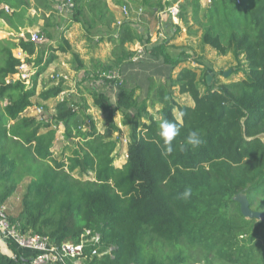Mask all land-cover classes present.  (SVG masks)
<instances>
[{
    "label": "trees",
    "instance_id": "obj_1",
    "mask_svg": "<svg viewBox=\"0 0 264 264\" xmlns=\"http://www.w3.org/2000/svg\"><path fill=\"white\" fill-rule=\"evenodd\" d=\"M107 1L73 0L66 29L72 22H82L87 29L116 25ZM138 1L153 11L166 2ZM185 1L187 13L179 11V18L187 30L200 32L201 43L217 54L231 53L240 66L233 73L245 64V76L214 85L200 76L199 67L183 66L169 85L149 78L148 91L159 105L155 112L148 111L147 98L138 102L133 89H121L114 107L105 93L94 91L93 105L107 117L103 132L85 106L67 98L54 105L48 121L20 116L33 105V97L47 101L64 91L61 79L37 92L39 75L58 53L70 54L82 68L65 29L40 58L38 43L29 39V32L14 42L0 40V202L28 178L21 210L16 217L9 216L21 231L43 235L54 243L78 241L85 229L98 233L100 241L84 248L85 264H264V143L256 137L264 134V0H212L208 5ZM56 3L0 0V19L17 33L44 19L41 31L50 39ZM143 35L128 20L117 25L116 34L108 37L112 45L108 67H118L130 58L134 52L128 46ZM164 46L162 42L150 53H162L172 68L186 60L181 53L171 61ZM14 48L25 52V61L33 64L29 85L23 79L7 80L21 63ZM173 85L193 105L179 102ZM123 108L133 109L136 119L125 161L117 166L119 138L113 133L121 130L114 114ZM128 116L126 111L122 125L130 124ZM162 116L180 126L174 145L182 143L190 131L200 134L202 145L186 146L184 151L175 147L170 156L163 155L157 136ZM60 126L65 140L77 141L67 156L57 157L51 148ZM75 172L91 178L76 177ZM187 187L192 188L190 199H178ZM237 193L246 195L261 219L242 215L233 199ZM0 264L30 263L25 257L0 253Z\"/></svg>",
    "mask_w": 264,
    "mask_h": 264
},
{
    "label": "rangeland",
    "instance_id": "obj_2",
    "mask_svg": "<svg viewBox=\"0 0 264 264\" xmlns=\"http://www.w3.org/2000/svg\"><path fill=\"white\" fill-rule=\"evenodd\" d=\"M55 1L56 0H50L53 6L55 5ZM112 2L117 6V19H120L121 21L125 19L132 22L136 27H142L143 29L140 31V34H144L147 31L154 29L158 24L162 26L164 20L161 18V16H157L156 13L159 11H164L169 5L174 2H178L180 11L183 15L187 13L185 0H166L161 9L154 11L153 9L141 5L138 0H112ZM123 5H126L129 9L127 18H124L121 13V7ZM140 9H142L141 14L139 13ZM30 13L34 14L35 11L31 10ZM69 15V11L67 10L54 13L53 18L50 20L54 25L49 28L52 37L50 39L47 38V41L38 44V52L36 54L38 58L41 57L48 44L59 39L60 30L62 28L66 29V25L69 23ZM43 23L44 19L39 18L35 25L26 27V30L21 32V35L15 31L5 28L2 24H0V40L14 42L17 41V37L19 35L24 36V32L28 31L29 33L40 32L43 34V32L41 31ZM97 26L98 25H96L93 29H85L83 34H81L84 38L83 41H78L79 44L84 46L82 52L78 49L82 68H78L80 67L79 62L70 54L59 53L58 57L48 65V67L42 74L39 75L37 79V92L44 88V86L55 84L62 79L64 91L61 92L56 98H67L72 103H74V105L78 104L80 106L83 105L86 107L87 101L92 98L93 91H100L105 93L112 107L116 105L117 95L119 94L121 89H133L134 97H136L138 102L142 100L143 97L141 93H143V89L142 91L138 89L137 84H134L132 78H130L127 74L128 72L126 70H122L123 68L121 67L124 62L128 63L130 58H126L118 67H108L112 60L110 56L112 45L111 42L108 41V37L116 34L117 25H112L109 28ZM82 27L84 26L82 25ZM191 29L195 30V25H193ZM163 30L164 32H166L165 29ZM198 33L190 34L191 43L195 44L196 50H194V52L189 56L191 57V61H193L194 64L202 65L201 67H199L201 69L200 76L202 78H205L208 84L214 85L218 82H224L228 79H232L234 77L233 68L239 66L235 64L234 56L231 53H228L227 55H219L213 49H206L203 44L198 41ZM71 35L72 38L75 36L74 33H71ZM76 35H78V33ZM174 37L175 35L172 34L168 38L164 37L162 41L167 42L169 39H173ZM73 48H76L75 42ZM170 50L172 52H176L173 49ZM16 51L17 48H14L13 53H16ZM80 55H83L84 57H81ZM139 60L140 59L138 57L135 61L138 62ZM24 63L27 65L24 73L28 75L26 84L29 85L31 83L32 75L35 73V69L32 62L27 63L26 61H24ZM113 71L117 72L118 78H107L106 75ZM225 72L227 74H224ZM170 82L171 81L166 82V85H169ZM119 84L121 85L120 87H118ZM94 85H97L98 87ZM173 87L174 85L171 86V88L173 89V94L175 95L177 94V92ZM151 94L148 95L149 97L147 98V109L149 112H155L156 108L159 105L156 102L154 95ZM56 98H52L47 101H41L37 96H35L32 98L33 105L30 111L34 115H37L38 113L36 112V109L41 107L42 119L44 121H48L51 115V105L54 103V101H56ZM178 100L179 102L185 104L192 103L190 98L181 99L180 97L178 98ZM92 111H89V114L95 117L97 129L103 132L107 123L106 114L102 113L96 106H94ZM126 111L129 113L128 117L130 119V124H128L127 126L121 124V122L124 120V113H126ZM135 119L136 116L134 115L133 109L123 108V110H118L114 114V121L118 125H121L123 129L121 130L120 134L113 133V136L119 138V143L115 150V165L117 166L122 165L125 160L124 154L126 149L125 145L127 143L126 140L128 139L132 123L133 121H135ZM75 143V141L71 140L68 145V150H70L75 145ZM61 145H63L62 142L58 143L54 148L57 153L60 152ZM74 175L83 179L91 178L90 175L79 174L78 172H75ZM27 182L28 178L24 179L17 189V192L13 196L12 206L14 208H17V204L19 207V201H21L19 195L21 193L23 194ZM78 261L81 264H85L84 260L82 259H78Z\"/></svg>",
    "mask_w": 264,
    "mask_h": 264
},
{
    "label": "crops",
    "instance_id": "obj_3",
    "mask_svg": "<svg viewBox=\"0 0 264 264\" xmlns=\"http://www.w3.org/2000/svg\"><path fill=\"white\" fill-rule=\"evenodd\" d=\"M108 6L110 7V9L114 12V16L115 19L118 18V11H117V6L112 2V0H108L107 1ZM58 12V11H57ZM157 12V11H156ZM157 16H161V18L164 20V28H165V33H166V38H168L170 35H175V37L172 39H169L167 42H163L161 39L157 42V43H150L149 40V36L148 34L150 33H155V28L151 29L150 31H147L146 33H144V35L142 36V40L140 41H136L133 44H130L128 47L131 51H133V55L130 57L129 62L126 63L124 62L121 67L123 68L122 70H126L129 75L130 78H132L134 84L136 83L138 86V89H140L142 91L143 89V93H141L142 95V99L144 98H148L151 93H149L148 91V87H149V78H152L156 84H164L166 85V82H169L171 79L175 78L177 71L183 67V66H190V67H201V64H194L193 61H191V57L189 56L190 54H192L194 52V50H196L195 48V44L191 43V37L190 34L191 32H189L187 30L186 25H184L181 21L178 25L173 26L169 20V17L167 16V14L162 13V14H158L156 13ZM0 24H2L5 28L9 29L8 25L2 20L0 19ZM82 25L84 27H82ZM99 27H104L101 26L100 24H98ZM97 26V27H98ZM138 29L141 31L143 28L140 26H137ZM174 27V28H173ZM63 29V28H62ZM87 29V26L85 24H82V22H72L69 26L68 29L64 30V36L65 38H67L69 40V42L71 43L72 47H74V42H75V46L76 48H74L77 52L78 49L82 52L83 51V45L79 44L78 41H83V32L84 30ZM93 29V28H90ZM173 29H175V31L173 32ZM26 28L22 29L21 31H25ZM89 30V28H88ZM29 32V31H28ZM67 33V34H66ZM71 33H74L75 36L72 38ZM78 33V35H76ZM170 34V35H169ZM168 36V37H167ZM198 41L201 43L200 40V32L198 33ZM164 43V51L167 52L170 56L171 61H174L178 58V56L181 53H184L187 58L185 61L180 62L175 68H172V62H167L166 58L164 57V55L162 53H159L157 55H154L152 53H150V49L156 45H159L160 43ZM202 44V43H201ZM169 45V46H168ZM206 49H211L209 47H207L206 45H203ZM170 49L175 50L176 52H172ZM82 54V53H81ZM230 54V53H229ZM59 55V53H58ZM81 57H84L83 55H80ZM139 57V61H135L136 58ZM240 60L242 63H244L243 60V56L240 55L239 56ZM235 64H236V60H235ZM247 71L246 65L242 64V68L239 72L234 73V77L232 79H228V80H237L239 78H242L245 76ZM227 80V81H228ZM97 86V85H94ZM93 86V87H94ZM98 87V86H97ZM173 88L176 89L177 92V87L174 86ZM98 90V88H97ZM94 92V91H93ZM153 94V93H152ZM151 94V95H152ZM181 97V99H188L189 96L187 94H175V96L178 98ZM62 98H56V101H54V103L51 105V113H53L54 109V105L61 100ZM192 102V101H191ZM188 105H193L192 103H188ZM31 107H28L27 109H25L20 116L22 115H32V116H36L34 115L30 110ZM94 108L93 105V101L92 98L90 100L87 101V105H86V113H89V111H92ZM159 108V106L156 108V110ZM93 112V111H92ZM93 114V113H92ZM94 120L95 117L93 116ZM120 126V130H123L121 125ZM101 132V131H100ZM63 127L60 126L58 127V131L55 137V140L53 142L52 148L51 150L53 151V154L57 157H61V154L64 155H68L70 150H68V145L70 143V140H65L63 138ZM73 141H77V139H74ZM62 142L63 145H61V150L59 153H57L54 148L57 146L58 143ZM126 142H128V139L126 140ZM127 145V143H126ZM125 145V148H126ZM76 145H74L72 148H74ZM124 157H126V149H125V154ZM125 161V160H124ZM123 164V163H122ZM121 166V165H120ZM21 184V183H20ZM20 184L18 185L17 189L19 188ZM16 191L4 202L6 207H7V212L9 214V216L12 217H16L17 214L19 213V211L21 210V204L19 201V207L17 204V208H14L12 206V198L15 195ZM22 194V193H21ZM19 195L20 198L22 195ZM0 253L6 255V256H10L13 253H17L19 256L25 257L27 258L29 256V252H27L26 250L23 249H17L13 244H11L8 241H4L1 237H0ZM71 264H81L78 260L72 261Z\"/></svg>",
    "mask_w": 264,
    "mask_h": 264
},
{
    "label": "built area",
    "instance_id": "obj_4",
    "mask_svg": "<svg viewBox=\"0 0 264 264\" xmlns=\"http://www.w3.org/2000/svg\"><path fill=\"white\" fill-rule=\"evenodd\" d=\"M211 1L212 0H201L203 5H208L211 3ZM72 6L73 0H57L55 7L58 12H62L63 10L71 9ZM4 8L8 11L7 6ZM141 11L142 9H140V14ZM179 11L178 2H174L164 11H159L157 13L167 14L171 24L175 26L180 23ZM121 13L124 18L128 17L129 9L126 5L121 7ZM121 22L122 21L120 19H116V25H119ZM163 29H165L164 25L160 26L158 24L154 29L155 33L148 34L150 43H157L160 39L162 40L166 36V33ZM174 31L175 29H173V32ZM19 34L21 35V32ZM29 39L38 44L47 41V37L40 32H30ZM13 54L20 60L21 63L18 66V72L8 76L7 80L23 79L26 82L28 75L24 73L25 68H27V65L24 63V61L27 55L20 48H17L16 53ZM106 77L116 79L118 78V75L117 72L113 71L108 73ZM36 112L38 113L36 117L38 119H42V108H37ZM0 237L4 241H8L13 244L17 249H23L29 252L27 259H29L30 264H68V260H84L85 246L89 243H98L100 241V235L98 233L92 232L90 229H85L79 236L78 241L64 240L60 243H54L43 235L21 231L16 223L10 221L7 207L4 202H0ZM108 252L109 250L103 253ZM92 254H97L96 250H93ZM11 257L16 259L19 257V255L17 253H13Z\"/></svg>",
    "mask_w": 264,
    "mask_h": 264
},
{
    "label": "clouds",
    "instance_id": "obj_5",
    "mask_svg": "<svg viewBox=\"0 0 264 264\" xmlns=\"http://www.w3.org/2000/svg\"><path fill=\"white\" fill-rule=\"evenodd\" d=\"M182 115V113H181ZM179 116L177 117V120ZM180 134V126L175 121L161 117L158 123L157 136L158 146L162 149V154L170 156L175 147L180 151H184L186 146L191 148H198L202 145L203 139L197 131H190L184 141L178 146L174 145V140ZM192 196V188L187 187L183 192L178 194V199L187 201Z\"/></svg>",
    "mask_w": 264,
    "mask_h": 264
},
{
    "label": "water",
    "instance_id": "obj_6",
    "mask_svg": "<svg viewBox=\"0 0 264 264\" xmlns=\"http://www.w3.org/2000/svg\"><path fill=\"white\" fill-rule=\"evenodd\" d=\"M224 74H227V73L225 72ZM256 137L260 138L262 140V142L264 143V134L263 133L258 134ZM233 199L238 201L239 208H240V211H241L243 216H245L247 218H257V219L262 218V214L260 212L254 211L250 208L249 201H248L246 195H244L242 193H237L236 195L233 196Z\"/></svg>",
    "mask_w": 264,
    "mask_h": 264
}]
</instances>
